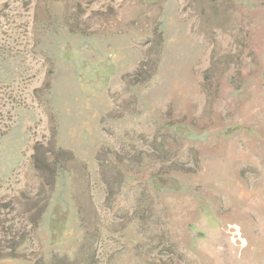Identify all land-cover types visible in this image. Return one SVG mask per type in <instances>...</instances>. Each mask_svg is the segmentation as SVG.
I'll use <instances>...</instances> for the list:
<instances>
[{
	"label": "rangeland",
	"instance_id": "obj_1",
	"mask_svg": "<svg viewBox=\"0 0 264 264\" xmlns=\"http://www.w3.org/2000/svg\"><path fill=\"white\" fill-rule=\"evenodd\" d=\"M0 264H264V0H0Z\"/></svg>",
	"mask_w": 264,
	"mask_h": 264
},
{
	"label": "bare ground",
	"instance_id": "obj_2",
	"mask_svg": "<svg viewBox=\"0 0 264 264\" xmlns=\"http://www.w3.org/2000/svg\"><path fill=\"white\" fill-rule=\"evenodd\" d=\"M237 237V236H236ZM233 238V237H232ZM235 238V237H234ZM234 240V239H233Z\"/></svg>",
	"mask_w": 264,
	"mask_h": 264
}]
</instances>
